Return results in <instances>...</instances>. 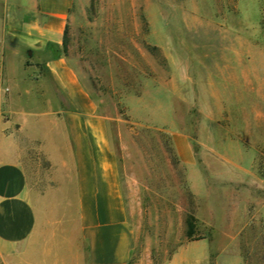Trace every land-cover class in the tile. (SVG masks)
<instances>
[{
    "label": "rangeland",
    "instance_id": "1",
    "mask_svg": "<svg viewBox=\"0 0 264 264\" xmlns=\"http://www.w3.org/2000/svg\"><path fill=\"white\" fill-rule=\"evenodd\" d=\"M60 50L107 120L129 264H264V0H75Z\"/></svg>",
    "mask_w": 264,
    "mask_h": 264
},
{
    "label": "crops",
    "instance_id": "2",
    "mask_svg": "<svg viewBox=\"0 0 264 264\" xmlns=\"http://www.w3.org/2000/svg\"><path fill=\"white\" fill-rule=\"evenodd\" d=\"M74 2L0 0V264H129L136 245L107 120L60 50Z\"/></svg>",
    "mask_w": 264,
    "mask_h": 264
},
{
    "label": "trees",
    "instance_id": "3",
    "mask_svg": "<svg viewBox=\"0 0 264 264\" xmlns=\"http://www.w3.org/2000/svg\"><path fill=\"white\" fill-rule=\"evenodd\" d=\"M65 33H66V30H65ZM64 38H65V35H64ZM63 42H64V41H63ZM192 220H193V216H191V215H189V216L186 218V224H187L188 229H189V234L191 233V230H192V227H193Z\"/></svg>",
    "mask_w": 264,
    "mask_h": 264
},
{
    "label": "built area",
    "instance_id": "4",
    "mask_svg": "<svg viewBox=\"0 0 264 264\" xmlns=\"http://www.w3.org/2000/svg\"><path fill=\"white\" fill-rule=\"evenodd\" d=\"M7 91H8V88H5L4 92H7ZM0 98H1V89H0Z\"/></svg>",
    "mask_w": 264,
    "mask_h": 264
}]
</instances>
